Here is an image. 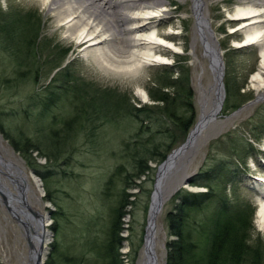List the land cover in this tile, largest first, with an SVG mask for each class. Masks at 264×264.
I'll use <instances>...</instances> for the list:
<instances>
[{"label":"rangeland","instance_id":"1","mask_svg":"<svg viewBox=\"0 0 264 264\" xmlns=\"http://www.w3.org/2000/svg\"><path fill=\"white\" fill-rule=\"evenodd\" d=\"M169 1L171 10L159 28L171 31L181 25L183 39L178 37L177 41L186 42L184 51L174 53L168 63L146 66L144 72L133 77L98 71L80 55V48L65 38L64 30L57 27L56 19L44 10L40 1L0 0V135L40 181L47 206V227L53 233L47 259L64 227L67 237L61 240L62 250L71 254L76 245L74 251L85 253L82 255L85 264L95 263L97 252L91 249V244L83 249L85 234L104 237L111 208L117 204L122 186L115 177L108 196L104 193L106 182L115 168L122 165L124 174L136 164L135 157L125 152L126 145H130L129 150L149 157L146 151L159 142L166 144L165 134L169 131L176 133L179 140L183 133L169 118L168 109L174 105L181 113L186 101L193 106L196 119L168 156L187 140L200 118L203 101L214 95L215 78L208 59L202 48H198L194 58L187 34L189 21L194 20L191 1L184 9H177L182 0ZM228 4L232 5V1ZM224 5L221 3L212 17L214 26L225 24L217 31L223 52L226 94L216 128L223 131L211 140L199 138L181 155L170 175L171 182L187 178L157 218V244L164 246L165 263L167 243L173 238L166 218L178 202V191H207V187L192 183L196 177L200 181L208 178L206 181H211L214 187L202 216L211 219L225 206L234 215L248 218L249 241L246 254L240 259L244 260L242 264H249L257 249L264 263V231L257 224L259 203L255 192L264 187L255 182L264 176V99L255 102L257 92L251 83L260 64L259 49L235 47L234 38L229 37ZM140 87L147 92L146 100L137 94ZM163 87L171 98L167 104L153 97ZM188 91L191 96H186ZM138 108L148 111L139 114ZM26 138L38 149H27ZM13 139L20 141L18 145L24 148L21 152L13 147ZM162 162L150 161L154 169L142 175L139 188L129 190L135 194L123 217L122 264H135L145 245L152 195ZM46 181L63 207L64 214L60 212V216L55 214L59 207L47 199ZM6 216L10 217L0 211V264H18L30 243L19 229L17 218L12 216L11 221ZM57 264L65 263L58 260Z\"/></svg>","mask_w":264,"mask_h":264},{"label":"bare ground","instance_id":"2","mask_svg":"<svg viewBox=\"0 0 264 264\" xmlns=\"http://www.w3.org/2000/svg\"><path fill=\"white\" fill-rule=\"evenodd\" d=\"M38 1L56 19L57 27L64 30L65 38L80 48V55L105 74L136 77L144 72L146 66L169 62L174 53L184 51L186 42L177 41L178 37L183 39L180 36L183 33L181 25L171 31L159 28L171 10L168 8L169 0ZM190 1L194 20L185 21L190 22L187 34L194 48L192 53L196 58L198 48L203 49L215 78L214 95L212 99L203 101L200 118L190 131L188 145L192 147L199 138L211 140L223 131L216 128L226 94L224 73L221 74V63H218L222 60L224 66L217 31L225 24L216 27L212 22L216 15L214 11L221 3L227 5L226 23L235 47L256 46L259 49L260 64L252 74L251 83L257 92L255 102L264 99V0H231L232 5L228 4L229 0H182L177 9L188 7ZM239 38L241 40H236ZM221 75L223 87L217 95ZM137 94L143 100L148 97L141 87ZM182 154L173 152L160 170L152 197L145 245L135 264H165L164 246L157 244V218L164 204L187 178L183 177L180 182L169 180ZM256 181L264 186V176ZM262 189L255 192L259 203L257 224L264 231V187ZM46 207L38 177L0 135V211L10 215L6 217L11 221L12 216L17 218L19 229L31 243L22 252L18 264H46L51 239Z\"/></svg>","mask_w":264,"mask_h":264},{"label":"trees","instance_id":"3","mask_svg":"<svg viewBox=\"0 0 264 264\" xmlns=\"http://www.w3.org/2000/svg\"><path fill=\"white\" fill-rule=\"evenodd\" d=\"M170 85V84H169ZM173 86V85H170ZM169 94L164 92V87L159 95L153 96L155 100L162 102L163 104L169 103ZM186 96H191L188 91ZM174 98H172L173 100ZM169 100V101H168ZM135 109V107H133ZM170 112L168 113L169 118L172 122L177 125L181 131L182 136L177 140V136L169 131L166 135V144L159 142L157 145H153L151 149L146 151L150 154L149 157H143L136 151L129 150V144L126 145L125 152L135 157L136 164L131 172H122V165L115 168V171L110 175L106 182V188L104 193L110 196L112 193L111 187L114 185L115 177L122 183L117 193L118 199L117 204L113 205L110 211L109 224L104 232V237L101 239L97 238L96 233L92 235L85 234V242L83 249L87 248L91 244V249H95L97 255L95 257V263L91 264H122V252L121 245L124 241L122 236L123 217L127 212L125 208L127 205L132 204L130 199L134 194L129 192L133 188H139L141 186L142 175L147 171L154 169L149 162L154 161L160 163L165 160L167 153L181 142L185 137L186 133L192 127L195 122V113L193 106L184 102L183 112L179 113L175 109L174 105H171ZM148 111L147 108H138L137 112ZM68 126V125H67ZM8 137V136H7ZM26 138L25 145H29L27 149H38L33 141H28ZM57 142L58 139H55ZM167 141H170L167 144ZM15 139L11 140V143L16 151L21 152L24 148L18 145ZM166 147H165V146ZM164 146V151L161 149ZM139 149V148H138ZM134 152V153H132ZM162 152V153H161ZM209 177V174H208ZM208 179V178H206ZM201 180L196 177L192 181L194 185L205 186L207 191L191 192L188 190L178 191L176 199L177 204L173 211L167 215V226L170 235L173 237L167 243V254L165 264H242L243 259H240L243 254H246L247 245L249 241V225L250 220L246 217H239L230 212L225 206L210 218H204L202 212L213 194V185L211 181ZM47 186V199L52 200L59 208L55 212L60 216V212H63V207L57 203L54 196L53 189L49 182L46 181ZM224 203L226 199H222ZM225 205V204H224ZM64 214V212H63ZM89 225V221H88ZM203 227H206V231L200 236ZM61 231V228H59ZM58 230V231H59ZM99 236V234L97 233ZM67 237L65 228H62V232L57 236L59 241H55L52 244L50 255L46 261V264H57L58 260H62L65 264H85L83 261L85 258L82 255L85 253H78L75 250L76 245L72 247L71 254L65 252L62 247V239ZM202 238V239H201ZM204 240V241H203ZM71 248V247H70ZM261 255V254H260ZM259 251L256 249L254 258L249 264H264L260 260ZM84 262V263H83ZM90 264V261H88ZM86 262V264H88Z\"/></svg>","mask_w":264,"mask_h":264},{"label":"water","instance_id":"4","mask_svg":"<svg viewBox=\"0 0 264 264\" xmlns=\"http://www.w3.org/2000/svg\"><path fill=\"white\" fill-rule=\"evenodd\" d=\"M218 63H221V64H219L220 66H221V74H223L224 72V66H223V62H222V60H220ZM219 65H217V66H219ZM220 80H221V82H220V87L218 88V91H217V95H219L220 94V89H221V87H223V82H222V75H221V78H220ZM215 89V88H214ZM197 124V123H196ZM191 133V132H190ZM190 133H189V135H188V138H187V140L182 144V145H180L178 148H176V149H174L168 156H167V158H166V160H164L161 164H160V166H159V169H158V173H157V178H158V175H159V173H160V170H161V168L163 167V166H165L166 165V163H167V161H168V159L171 157V154L174 152L176 155L177 154H180V153H184L185 151H186V149L187 148H189L190 146L188 145V143H189V140H190ZM156 183H157V180H156ZM156 183H155V189H156ZM154 192H155V190H154ZM153 192V193H154ZM152 197H153V195H152ZM152 202V201H151ZM49 206V205H48ZM150 207H151V205H150ZM10 208V207H9ZM48 214H49V212H48ZM148 227V226H147ZM51 236H53V233L51 232ZM29 243H30V241H29ZM31 244V243H30Z\"/></svg>","mask_w":264,"mask_h":264}]
</instances>
